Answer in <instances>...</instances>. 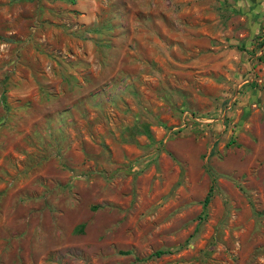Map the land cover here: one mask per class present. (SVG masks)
Returning <instances> with one entry per match:
<instances>
[{
    "label": "rangeland",
    "instance_id": "1",
    "mask_svg": "<svg viewBox=\"0 0 264 264\" xmlns=\"http://www.w3.org/2000/svg\"><path fill=\"white\" fill-rule=\"evenodd\" d=\"M0 264H264V0H0Z\"/></svg>",
    "mask_w": 264,
    "mask_h": 264
},
{
    "label": "trees",
    "instance_id": "2",
    "mask_svg": "<svg viewBox=\"0 0 264 264\" xmlns=\"http://www.w3.org/2000/svg\"><path fill=\"white\" fill-rule=\"evenodd\" d=\"M209 199H210V194H207V196H206L205 199H204V204H207L208 201H209ZM163 253H165L164 250H158V251H156L154 254H155L156 256H159V255H161V254H163Z\"/></svg>",
    "mask_w": 264,
    "mask_h": 264
}]
</instances>
